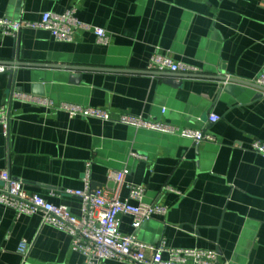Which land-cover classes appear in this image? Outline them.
<instances>
[{
  "label": "crops",
  "instance_id": "0c3cea01",
  "mask_svg": "<svg viewBox=\"0 0 264 264\" xmlns=\"http://www.w3.org/2000/svg\"><path fill=\"white\" fill-rule=\"evenodd\" d=\"M66 10L90 27L71 42L43 29L0 33V65L13 72L11 82L9 68L0 72V106L10 118L8 140L0 126V171L78 216L80 200L64 191L83 188L87 164L93 189L111 187L108 172L126 169L125 183L143 186L144 202L167 210L135 231L141 242L214 251L215 264H264V155L251 148L264 143V93L220 79L253 82L264 72V0H0V18L14 21ZM95 27L105 31V44L96 42ZM154 51L199 72L148 71ZM11 90L104 109L112 119L127 113L202 129L214 140L195 145L174 134L71 117L11 98ZM210 114L219 120L209 123ZM127 195L125 185L120 198ZM119 230L133 231L130 217H121ZM21 242L30 247L24 263ZM0 264H83V257L39 214L17 216L0 204Z\"/></svg>",
  "mask_w": 264,
  "mask_h": 264
},
{
  "label": "built area",
  "instance_id": "2783aa9c",
  "mask_svg": "<svg viewBox=\"0 0 264 264\" xmlns=\"http://www.w3.org/2000/svg\"><path fill=\"white\" fill-rule=\"evenodd\" d=\"M43 29L50 32L56 40L71 42L79 28L90 29L89 26L78 20L73 10L62 13L43 12L38 21H20L0 18V33L16 37L21 29ZM98 44H105L107 36L102 28H93ZM7 68L0 65V72ZM146 70L152 72H170L182 74H197L199 68L184 63L175 62L169 55L154 51L150 56ZM224 83H227V79ZM253 83L264 87V72L258 74ZM264 93V92H263ZM11 98L17 97L31 101L37 105L53 108L58 112H66L71 117L96 118L104 121H115L137 129H146L161 133L174 134L191 140L195 145L204 141H213L214 137L204 130L179 128L171 124L146 119L134 114H120L112 119L108 111L100 108L80 106L70 103L53 104L41 97L30 96L11 90ZM219 116L210 114L208 122H216ZM9 112L5 105L0 106V126L4 137H9ZM251 148L264 155V143L253 141ZM132 157L145 159L135 152ZM126 169L110 171L107 181L111 187L101 186L91 188L89 164L83 173V188L68 189L64 194L77 197L81 202L78 216L70 213L64 205H54L37 194L28 193L22 183L10 176L7 170L0 171V204L12 208L17 216L39 214L41 224L51 226L71 237V247L83 257V264H105L108 260L123 261L130 264H215L217 254L214 251L201 249H171L162 244L151 246L141 242L135 231L150 219L162 217L166 214V207L146 203L143 200L145 189L141 185L125 183ZM128 188L126 198H120L123 186ZM134 202V203H133ZM131 219L133 231L129 234L120 232L121 217ZM29 245L21 242L17 251L23 263L28 257ZM166 252L168 257L162 258Z\"/></svg>",
  "mask_w": 264,
  "mask_h": 264
},
{
  "label": "water",
  "instance_id": "95a60500",
  "mask_svg": "<svg viewBox=\"0 0 264 264\" xmlns=\"http://www.w3.org/2000/svg\"><path fill=\"white\" fill-rule=\"evenodd\" d=\"M7 65L8 66L15 65V66L50 67V68H64V69L71 68L70 66H66V65H62V64H36V63H25V62H23V63L22 62H9ZM7 73L9 74V78H10V82H11L13 72H11V69H8ZM164 74L174 75V73H164ZM220 79L223 81V80H226V77L222 76ZM227 81L232 82V83H237V84H240L243 86H247L250 88H254L260 92H264V87L257 85L253 82H245V81L237 80L234 78H228ZM9 88H10V86H9ZM259 95L260 94H257V96H259Z\"/></svg>",
  "mask_w": 264,
  "mask_h": 264
}]
</instances>
